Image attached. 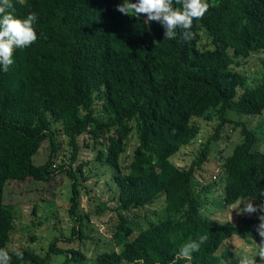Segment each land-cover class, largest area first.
I'll use <instances>...</instances> for the list:
<instances>
[{
    "label": "trees",
    "instance_id": "1",
    "mask_svg": "<svg viewBox=\"0 0 264 264\" xmlns=\"http://www.w3.org/2000/svg\"><path fill=\"white\" fill-rule=\"evenodd\" d=\"M207 2L204 17L193 21L194 38L185 42L165 39V29L156 21L121 14L116 6L123 0H11L9 11L16 17L33 12L38 17L37 41L15 49L7 72L0 68V248L8 250L11 264H40L49 252L64 253L60 264L83 258L74 248H58L56 241L45 257L13 247L15 216L4 203L9 181H50L56 171H65L73 180L68 213L79 222L77 182L85 164H73L80 136L95 152L101 176L117 190L112 237L121 248L99 253L93 264H221L233 254L228 245L222 248L232 236L260 243L258 213L236 223L205 216L193 182L204 171L211 140H218L223 125L232 123L227 111L251 116L264 110V78L248 86L235 68L241 59L264 51V0ZM213 116L219 120L214 135L188 168L178 167L170 157L199 133L193 118ZM56 122L72 152L68 164L53 167ZM242 125L240 140L219 156L226 205L241 198L264 203V152L259 149L264 131ZM131 134L136 144L126 162L122 155ZM46 139L49 154L38 164L34 156ZM211 186L206 184L204 192ZM157 199L165 210L162 217L148 219L139 231L126 222L124 212ZM77 227H71L69 239L75 233L81 238ZM202 235L208 240L191 261L176 258L183 244Z\"/></svg>",
    "mask_w": 264,
    "mask_h": 264
},
{
    "label": "rangeland",
    "instance_id": "2",
    "mask_svg": "<svg viewBox=\"0 0 264 264\" xmlns=\"http://www.w3.org/2000/svg\"><path fill=\"white\" fill-rule=\"evenodd\" d=\"M141 16L147 20L145 15L141 14ZM263 59L264 51H258L241 59L239 65L235 67L246 76L248 86H255L262 82L264 78ZM226 116L232 120V123L223 125L218 140H211L208 159L203 164L204 171L195 177L193 187L195 192H199L202 199L201 211L203 215L221 222L236 223L241 217L252 214H238L237 210L233 209L241 199L231 205L224 203L222 198L223 183L218 177L219 156L230 150V147L232 150L233 144L240 140L242 123L251 128L257 127L259 133L261 129L264 131V110L260 114L251 116L229 110ZM193 121L199 124V133L188 145L182 146L170 157V160L180 168H188L197 159L199 150L214 135L215 127L219 122L216 116L209 120L194 117ZM235 121L240 122V124L235 125ZM59 127L61 128L59 122L54 123L58 149L53 157V167L58 164H68L72 152L67 137L61 133ZM84 138L85 136L78 138L79 155L73 164V166L81 162L85 164L82 171L83 177H79L77 182L79 196L75 214L76 218L80 216L81 220L75 222V215L71 216L68 213L73 180L65 171H56L50 181L33 179H27L23 182L9 181L4 190V203L15 216V224L11 232L13 247L27 248L40 257H45L49 251V245L56 241L55 244L58 245V248L63 250L74 248L83 255L79 261H74V263L71 261L69 264H93L99 253L121 248V245L115 244L112 237L113 227L118 220V214L115 210L117 207L116 186L109 182L106 176H101L98 162L94 160L95 152L90 146H84ZM135 144L136 136L131 134L126 151L122 155L124 161L130 160ZM259 149L264 152V139L259 142ZM48 154L49 142L46 139L42 141L39 152L34 156V161L38 164L44 163ZM209 183H213V186H211L210 191L205 193L203 188ZM252 202L256 205L260 204L253 199ZM240 207L242 208L243 205L241 204ZM33 208H35V212ZM145 213L147 217H144L143 214ZM123 214L127 215L126 222L131 224L136 231H139L140 227L146 225L148 219L150 221L157 220L165 214V210L162 200L157 199L153 204ZM73 225L80 228L81 238H78V233H75L69 239ZM235 236L228 239L222 246L223 248L228 245L233 253L226 260L229 261V264H238L236 256L250 255L257 247L251 243L243 242ZM63 239L70 241L63 243ZM63 254L49 252L46 260L40 264H60L64 259ZM258 264H264V261L260 260Z\"/></svg>",
    "mask_w": 264,
    "mask_h": 264
},
{
    "label": "clouds",
    "instance_id": "3",
    "mask_svg": "<svg viewBox=\"0 0 264 264\" xmlns=\"http://www.w3.org/2000/svg\"><path fill=\"white\" fill-rule=\"evenodd\" d=\"M21 3L24 0H20ZM174 5H180L175 7ZM207 0H123V3L116 6V10L121 14L140 17L145 15L148 21L160 23L164 29V38L173 40L179 38L182 41H189L194 38L191 31L193 21L204 17L209 10ZM11 0H0V68L7 72L9 66L13 64V54L17 48H27L38 39L35 25L37 23V14L29 13L26 18L16 17L12 11ZM179 30V37L178 31ZM264 196V192L260 194ZM243 205L241 208L240 205ZM238 214L259 213V224L256 226V232L260 236V243L252 254L236 256L238 264H258L256 257L264 261V203L256 205L252 198L243 199L236 204ZM208 240L207 235H202L198 240H190L183 244L179 249L177 259L191 261L193 253L200 250L202 244ZM17 258L22 259L23 254L19 249L15 250ZM12 257L8 250L0 248V264H11ZM137 264H143L138 261ZM222 264H229V261H222Z\"/></svg>",
    "mask_w": 264,
    "mask_h": 264
}]
</instances>
